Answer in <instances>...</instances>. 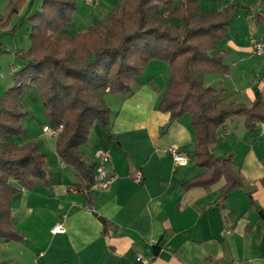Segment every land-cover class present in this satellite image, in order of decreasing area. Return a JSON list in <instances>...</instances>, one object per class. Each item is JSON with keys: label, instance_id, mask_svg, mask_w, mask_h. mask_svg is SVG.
Masks as SVG:
<instances>
[{"label": "crops", "instance_id": "0c3cea01", "mask_svg": "<svg viewBox=\"0 0 264 264\" xmlns=\"http://www.w3.org/2000/svg\"><path fill=\"white\" fill-rule=\"evenodd\" d=\"M230 5H237L236 13L218 41L229 70L206 74L204 81L220 96L250 106L259 94L264 97V54L254 53L250 41L264 38V0H201L202 10ZM114 6V0H100L82 17L81 30L102 21ZM21 17L0 29L11 31ZM10 51L1 47L0 59ZM16 53L22 58L21 50ZM10 65L0 67V99L14 84L17 68ZM170 78L167 63L154 59L132 94H106L113 136L96 123L83 149L89 165H95L98 147L109 151L116 179L108 188L88 194L72 187L79 177L61 160L56 144L47 156L50 184L27 189L10 179L20 189L11 220L24 240L0 245L17 264H141L139 254L149 264H264V123L249 130L243 117L230 119L229 141L214 144L215 154L233 156L244 187L225 200L224 179L185 189L205 169L191 156L196 136L191 116L171 120L158 107ZM171 145L189 157L187 164L174 162L167 152ZM136 171L142 172L140 182ZM56 224L65 232H52Z\"/></svg>", "mask_w": 264, "mask_h": 264}, {"label": "trees", "instance_id": "16d2710c", "mask_svg": "<svg viewBox=\"0 0 264 264\" xmlns=\"http://www.w3.org/2000/svg\"><path fill=\"white\" fill-rule=\"evenodd\" d=\"M25 1L9 0L7 13H0V28L10 23ZM76 5L77 0H43L29 16L31 47L13 73L14 84L0 99V241L24 240L11 220L13 199L20 189L10 179L27 189L51 183L47 156L37 140H14L26 136V93L39 92L48 124H64L56 137V152L79 177L72 187L89 194L95 182L94 165L86 162L83 147L96 123L113 136L112 110L105 96L132 94L154 59L166 62L171 70L158 107L169 112L171 120L191 116L196 134L191 156L205 169L184 188L210 186L224 179L221 199L225 200L231 191L244 187L233 156H219L213 148L236 116L244 118L249 130L264 123V97L259 94L247 106L220 96L204 81L206 74L229 70L227 53L218 41L225 36L237 5L221 11L202 10L201 0H123L99 23L71 34L66 29L73 22ZM44 44L48 50L38 57Z\"/></svg>", "mask_w": 264, "mask_h": 264}, {"label": "rangeland", "instance_id": "374dc122", "mask_svg": "<svg viewBox=\"0 0 264 264\" xmlns=\"http://www.w3.org/2000/svg\"><path fill=\"white\" fill-rule=\"evenodd\" d=\"M100 1V0H99ZM90 3L86 0H77L76 10L74 12V19L73 23L69 24L67 27V32H72L71 34H74V31H80L82 28H84V23H82V17L87 16V14H90L91 11L96 10V6L99 3ZM113 1V0H112ZM123 0H114L115 7H117ZM174 3H177L178 0H173ZM43 0H26L22 7L20 8V11L17 15H13V21H17L22 14L26 13L28 8H32V11L35 12V10H39L42 6ZM9 8V0H0V13H7ZM30 11V10H29ZM112 11V10H111ZM32 12L24 14L22 16L20 21V26L17 27L16 31H7L0 29V48L1 47H10L11 51L10 53L4 52L3 54H8L11 56H6L3 59H0V67H6V69H10L12 63L16 64V68L20 69V67L23 65V58H21L19 55H17L16 52L21 50L22 54L24 52L28 51L31 47V32L33 30V21L29 17L31 16ZM91 16V15H90ZM88 17V16H87ZM176 21V20H174ZM19 22V21H18ZM48 50V47L46 44H44L39 53L37 54L38 57L42 56L46 51ZM11 73V71H10ZM13 79V77L11 78ZM24 105L26 106L27 110L29 111V115L24 118V124L26 129V136H19L14 138L16 142H26L30 140H37L38 145L42 146L41 151L46 153L48 156V153L54 152V145L56 144V137H51L49 135H46L43 131V126L48 123L47 118L44 115L43 111V102L41 100V96L39 92L36 89H30L23 100ZM242 116H236L235 120H238L237 118H241ZM226 140V137H220L218 138L217 142H228ZM50 156V155H49ZM48 156V159H49ZM49 167L51 163H48ZM16 187V186H15ZM5 244L3 243L0 245V264H17L16 260L11 258L10 253L8 252L7 248H5ZM11 252V251H10Z\"/></svg>", "mask_w": 264, "mask_h": 264}, {"label": "built area", "instance_id": "2783aa9c", "mask_svg": "<svg viewBox=\"0 0 264 264\" xmlns=\"http://www.w3.org/2000/svg\"><path fill=\"white\" fill-rule=\"evenodd\" d=\"M88 2L92 3H97L99 0H86ZM251 45L253 48L254 53L258 55H263L264 54V38L263 39H258L255 37H251ZM64 124L60 123L56 126H52L48 123H46L43 126V131L49 133L50 135L57 137L59 133L63 130ZM230 135L229 130L226 128L223 130V132L220 134L221 137H228ZM167 152L172 156L173 160L177 164H182L185 165L189 161V157L181 151L179 146L177 145H171L168 149ZM96 156H97V161L95 162L94 165V184L92 189L94 190H101V189H106L108 188L113 181L116 179V174L110 170L109 165L111 162V156L110 153L107 149L103 147H98L96 149ZM142 172L141 171H136L134 174V178L136 181L140 182L142 180ZM52 232H65V227L63 224H56L52 228ZM226 232H230L227 230ZM138 260L141 261V264H149L150 259L144 258L141 254L138 255ZM235 264H246V263H235Z\"/></svg>", "mask_w": 264, "mask_h": 264}, {"label": "water", "instance_id": "95a60500", "mask_svg": "<svg viewBox=\"0 0 264 264\" xmlns=\"http://www.w3.org/2000/svg\"><path fill=\"white\" fill-rule=\"evenodd\" d=\"M102 220H104L103 218H101Z\"/></svg>", "mask_w": 264, "mask_h": 264}]
</instances>
